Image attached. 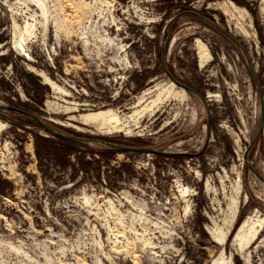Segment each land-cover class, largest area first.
<instances>
[{
	"label": "rangeland",
	"instance_id": "1",
	"mask_svg": "<svg viewBox=\"0 0 264 264\" xmlns=\"http://www.w3.org/2000/svg\"><path fill=\"white\" fill-rule=\"evenodd\" d=\"M40 4L0 0V105L151 150L0 109V264H264V0Z\"/></svg>",
	"mask_w": 264,
	"mask_h": 264
},
{
	"label": "water",
	"instance_id": "2",
	"mask_svg": "<svg viewBox=\"0 0 264 264\" xmlns=\"http://www.w3.org/2000/svg\"><path fill=\"white\" fill-rule=\"evenodd\" d=\"M188 13L195 15L196 17H198V18L202 19L203 21L209 23L210 25L214 26L215 28H218L219 30L223 31V33H225V35H227L232 41H234L237 44L239 49L245 55L244 57L246 59V63L248 65L249 71H250V73L252 75L253 81L255 83V86H256V88H257V90L259 92L260 98H261L262 96H261V92H260V87H259V85L257 83V79L255 77L254 69H253L250 61L248 60L247 55L245 54L242 45L240 43H238V41L230 34V31H225V30L221 29L215 23V21L213 19H211V18H209V17H207V16H205L203 14H200V13L195 12V11H188ZM177 17L178 16H174V17L170 18L169 21L165 24V26L163 28V39H162L161 51H160V62H161V65L163 66V68H165L164 60H165V50H166L165 42H166V39H167V30H168V27L170 26V24ZM166 73L168 74V76L170 78V81H172L175 85L183 88L185 91H188V92L193 93L194 95L198 96L203 102L205 101V98L197 90H195L194 88H192V87H190L188 85H185V84L181 83L175 77H173L170 73H168V71H166ZM3 108L15 109V110H17V111H19V112H21L23 114H26V115L30 116L31 118L36 120L43 128H45L48 131H50L53 135H55L57 137H60V138H63V139L81 141V142H85V143L100 144V145H103V146H105L107 148H111V149H115V150H122V151H150L151 150L149 148L127 146V145L111 142V141L100 139V138L84 137V136H78V135H73V134L62 133V132L56 131L54 129H51L41 118L37 117L36 115H34V114L30 113V112H27V111H24V110H21V109H18L16 107H12V106H7V105L6 106H2V105H0V109H3ZM261 108H262V104H261ZM263 117H264V111H263V108H262L261 109V120H260L259 126H258V128L256 130V133H255V135H254V137L252 139L251 144H253L257 140L259 134L261 133V131L263 129V126H264V118ZM208 122H209V115H208V112H207V124H208ZM162 153H165V152H162Z\"/></svg>",
	"mask_w": 264,
	"mask_h": 264
},
{
	"label": "bare ground",
	"instance_id": "3",
	"mask_svg": "<svg viewBox=\"0 0 264 264\" xmlns=\"http://www.w3.org/2000/svg\"><path fill=\"white\" fill-rule=\"evenodd\" d=\"M29 1L32 4H36V6L38 5L37 7L41 6L40 0L39 1L29 0ZM42 10H44V8ZM45 24H47L46 20L44 21V25ZM13 28L15 30V37L13 39L12 47L15 49V51L17 50V52L19 54L23 55L25 58L31 59V56L28 53L27 44H28V41L30 40V36L33 35V31L35 29V24L32 22L30 23L29 21H25L22 26H19L16 22H13ZM38 74H39V76H41L44 79V82L47 85H49L52 89H54L57 92H62V93L64 92V90L60 86H58L54 81H52L42 70H39ZM170 82H172V81H170ZM175 86H177V85H175ZM243 226L244 225L241 226L240 231L243 228ZM240 231L237 233L238 236L240 235ZM211 235L214 237V239H216V241L218 243H222L224 241L225 235L220 231H218V232L213 231V232H211ZM212 264H215V261Z\"/></svg>",
	"mask_w": 264,
	"mask_h": 264
},
{
	"label": "flooded vegetation",
	"instance_id": "4",
	"mask_svg": "<svg viewBox=\"0 0 264 264\" xmlns=\"http://www.w3.org/2000/svg\"><path fill=\"white\" fill-rule=\"evenodd\" d=\"M202 57L206 58L207 60L201 65V63L203 61ZM199 59H200V65L204 66L210 60V57H209V54L207 53V51H204V52L199 51Z\"/></svg>",
	"mask_w": 264,
	"mask_h": 264
},
{
	"label": "trees",
	"instance_id": "5",
	"mask_svg": "<svg viewBox=\"0 0 264 264\" xmlns=\"http://www.w3.org/2000/svg\"><path fill=\"white\" fill-rule=\"evenodd\" d=\"M102 139V138H101ZM44 145H46L45 143H44ZM83 167H84V165H83ZM86 168V167H85Z\"/></svg>",
	"mask_w": 264,
	"mask_h": 264
}]
</instances>
